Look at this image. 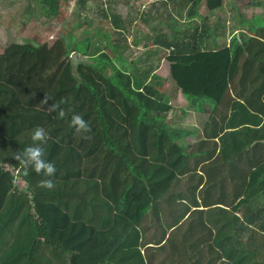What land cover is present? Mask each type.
Here are the masks:
<instances>
[{
    "label": "trees",
    "instance_id": "16d2710c",
    "mask_svg": "<svg viewBox=\"0 0 264 264\" xmlns=\"http://www.w3.org/2000/svg\"><path fill=\"white\" fill-rule=\"evenodd\" d=\"M111 1L78 0L84 20L90 22L88 15H83L89 9L100 17L101 25L83 32L79 44L73 47L71 34L52 43L19 38L0 54V264L43 259V246L52 249L51 259H75L73 254L81 259L78 257L89 246L107 237L109 231H100L103 225L93 228L72 217L73 199L83 195L84 184L91 189L89 194L116 199L122 196L129 209L134 205L133 211L127 210V217L111 221L113 226L120 222L127 226L140 221L131 215L137 210V200L147 194L154 196L145 201L141 210L145 213L146 205L160 198L157 195L163 196L173 180L185 173L194 176L189 193L196 206V195L204 204L217 197L224 202L217 237L222 252L214 251L222 255L218 264L222 257L229 264H264V118L250 109L246 99L235 100L229 91L238 70L242 97L251 98L246 91L248 78L256 87H264V61L256 56L264 54V26L259 29V33L263 32L261 37L245 36L241 42L234 37L235 45L215 46L220 27L215 12L222 0H176L172 5L178 16L186 12V17H199L200 6L209 16V22H182L173 27L170 39L164 35L161 40L154 39L168 50L169 77L174 86L186 96L213 102L211 126L215 133L211 137L218 139L209 141L214 149L211 153H184L176 141H169L162 133L167 105L160 90V77L154 74L147 80L152 64L146 61L142 73H130L126 59L116 51L125 38L119 37L120 31L110 25L118 28L129 22L111 10ZM159 1L166 9V2ZM82 44L87 45L84 53L83 48L79 49ZM72 48L77 51L74 55L81 56L70 59ZM102 66L110 72H102ZM251 68L262 73L249 75ZM45 93L51 98L48 105L56 103L63 109V118L57 112L46 111L48 105L44 110L38 106ZM223 99L228 106L221 104ZM221 107L225 108L222 112ZM218 112L224 117L229 115L231 120L217 124L214 116ZM74 114L89 123V133L78 134L70 126ZM156 123L160 127L158 147L163 148L166 141L169 146L159 159H153L154 168L149 166L145 154L139 163L134 161L131 141L126 150L121 149V137H108L131 130L143 132ZM38 126L49 135L42 147L44 159L56 168L51 177L53 190L37 187L40 180L48 177L31 168L22 169L14 159L17 151L22 152L32 143L29 133ZM218 131L222 132L219 137L215 136ZM4 166L13 169L16 179L24 184L22 189ZM156 190L159 193L152 194ZM199 211L202 210H194ZM198 217L189 219L188 228L207 227ZM124 231L122 228L112 249L136 244V226L127 235H123ZM183 246H188L186 252L195 258L178 255L177 261L197 264L202 260L203 249L196 236L192 235ZM122 255L121 263L110 257L108 260H113L111 264H145L138 244L129 246ZM209 259L207 264H215Z\"/></svg>",
    "mask_w": 264,
    "mask_h": 264
},
{
    "label": "crops",
    "instance_id": "0c3cea01",
    "mask_svg": "<svg viewBox=\"0 0 264 264\" xmlns=\"http://www.w3.org/2000/svg\"><path fill=\"white\" fill-rule=\"evenodd\" d=\"M215 15L219 17L218 23L220 26L217 27L219 38L217 37L218 43L215 46L235 45V40L233 41L234 37L241 42V37H261V34L264 32L263 30V32L261 31V33H259L260 27L264 26V12L256 13L252 11L249 14L250 22H248V15L244 16V13H241L240 15L237 14L234 19H226L223 6L216 10ZM230 22H233V25L231 26L232 30L229 29L228 26ZM248 30H251V32ZM156 51V49H150L149 54H158ZM256 56L264 61V54H256ZM148 58L150 59V57ZM155 64L156 67L152 65L153 68L150 70L147 80H149L150 76L154 74L160 77V90L165 97L163 101L167 105V109L164 111L165 117L162 118V124H164L163 127L165 128L162 133L166 135L169 141H176L181 146L184 153H192L193 151H198L201 154L211 153L214 146L212 141L209 140L216 138L211 137V135L215 133L212 131L214 129L211 126L213 121V117H211L213 112V102L201 99L195 95L186 96L181 92V89L175 87L169 77V60L166 77L160 74L157 63ZM143 66L144 65L139 68L140 72L136 74L143 72ZM249 71V75L252 76H254L255 73H262L258 72L256 68H251ZM249 80L250 79L248 78L247 83L249 88L246 91L250 92L249 94L251 98H244L239 95L240 92H243L241 89L242 83L240 82V70L235 72L229 91L235 100L238 99L243 101V99H246L249 103L250 109L258 115L261 113L262 118H264V110H262L264 109V98H260L264 95V87L261 88L259 86L258 88L250 83ZM256 80L259 82L260 78H257ZM168 88L174 91V96L172 98L167 95ZM260 91L262 93L259 94ZM221 104L224 107H226V105L228 106V103L226 104L224 99ZM223 110H225V108L221 107L220 112ZM222 115L223 113L219 112L215 114L214 118L217 124L222 125L231 120L229 115H226L225 117ZM147 127V130L143 132L131 130L119 133L118 135L111 134L108 137H121L123 139L121 149L125 148L126 150H129L128 141H131L134 147H132L130 151L136 155L134 156V161L139 163L142 154H145L146 159L149 160V166L151 167L150 164H152V167L154 168L156 162H154L153 159L158 158L167 151L169 141L164 143L163 148L158 147L156 143V139L160 137L158 135V129L160 128L158 123L154 126L149 125ZM221 134L222 132L218 131L215 136L219 137ZM217 139L218 138H216V140ZM110 157L113 156L110 155ZM132 163L134 162L132 161ZM4 169L7 172L10 169L12 170L9 166H4ZM200 173L203 174V172ZM191 174H181L178 180H173L174 182L168 186V189L163 196L157 195V197L160 198L156 197V200H153L146 205L145 213H141L145 201L147 198H154V196L147 194L142 197V200H137V210L132 212L131 215L133 216L132 219L138 218L140 221L136 225L127 226H123L122 222H120L118 226H113L111 221L118 217H127V210L130 212L133 211L135 207L134 205H132V209H129V203L125 202L122 196H119L118 199H116L115 197L107 198L105 196L89 194L92 193V191L84 184V189L81 191L83 192V195L73 199L72 217L76 222L81 224L84 222L93 228H98L100 225H103V228L100 231L104 234H106V231H109V235L100 240L98 244L95 243L94 245L89 246L84 252V255L78 257L81 259H77L76 254L72 255L75 259H62L61 256L56 259H51L53 256L52 249L43 246V259L30 263L29 261H19L17 264H111L113 260L110 262L108 257L116 260L117 263H121L123 257L122 253H125V251L129 249V246H134L136 244H138L141 257L144 259L145 264H191L188 260L177 261L176 257L181 255L184 258H189L192 255V253L186 252L188 246H183V244L189 242L192 235L197 237L200 247L203 249L202 260L197 264H207L210 260L209 258L212 259V262L215 261V264H218L219 256L222 255L218 256L214 251L222 252L217 245V237L219 234L218 225L222 222V208H224L225 205L218 197H214L215 199H213L211 203L204 204L196 195V200L198 202L196 206L194 198L189 193V189L193 185L192 181L194 180V176ZM19 184L20 188L24 186L22 182ZM158 193L159 190L152 192V194ZM196 208L201 209L202 211L194 212ZM250 211L252 210L249 209V212ZM191 217L192 219L193 217H198V219L203 220L207 227H199L197 229L188 228V225L191 222L189 219ZM132 226H136L138 233L136 244H127L123 246L121 250L112 249L118 237L121 236V229L125 228L123 235H127ZM131 234L135 235L134 232ZM106 246L109 247L106 248ZM68 256L69 255H67V257ZM192 257L194 256L192 255Z\"/></svg>",
    "mask_w": 264,
    "mask_h": 264
},
{
    "label": "rangeland",
    "instance_id": "374dc122",
    "mask_svg": "<svg viewBox=\"0 0 264 264\" xmlns=\"http://www.w3.org/2000/svg\"><path fill=\"white\" fill-rule=\"evenodd\" d=\"M175 1L164 0L166 9L159 0L111 1V10L129 22L118 28L110 25L113 30L120 31L119 37L125 38L121 39L116 51L126 59L128 72L134 74L140 72L139 68L147 61L155 67L157 63L160 74L166 77L168 50L155 43L154 39L161 40L163 35L168 39L172 38V28L180 26L182 22H189L191 25H199L206 20L209 22L207 18L209 16L204 13L202 6L198 8L199 17H186V12L184 14L180 12L178 16L172 9ZM222 3L226 19H234L237 14L244 13V16L248 15L250 22L249 14L252 11L264 12V0H222ZM79 8L78 0H0V54L19 38L31 39L37 43H52L58 37L71 34L74 40L76 39L71 42V46L79 44L81 36L85 34L83 32L101 25L100 17L92 14L89 9H86L83 15H88L87 20L90 22L85 21ZM232 25L233 22L228 24L231 30ZM86 46L85 44L79 46V49L83 48L81 53L87 50ZM150 49H156L158 54H149ZM73 52L77 51L71 49L70 59L81 56L74 55ZM105 53L110 56L108 50ZM101 71L109 73L110 69L102 66ZM167 95L172 98L174 91L168 88ZM12 170L7 173L14 178L15 172ZM19 183L20 179L17 178L15 184L20 188Z\"/></svg>",
    "mask_w": 264,
    "mask_h": 264
},
{
    "label": "clouds",
    "instance_id": "9594fccd",
    "mask_svg": "<svg viewBox=\"0 0 264 264\" xmlns=\"http://www.w3.org/2000/svg\"><path fill=\"white\" fill-rule=\"evenodd\" d=\"M51 98L45 93L43 100L38 104L43 110L45 105H48V101ZM46 111L49 113L57 112L60 118L65 116L63 109H60L59 104L52 103L48 105ZM70 126L74 128L75 132L78 134H86L91 131L89 123L79 114H74L70 121ZM30 138L32 143L26 146L22 152L17 151L14 159L18 162L19 167L22 169L31 168L36 174H43V176L48 177L47 179H42L39 181L37 187L46 190H53L55 188V183L51 177L55 175L56 168L55 165L44 159V148L42 145L49 139L48 133L43 127H36L30 133ZM87 139V136H84ZM221 264H229L227 258L221 260Z\"/></svg>",
    "mask_w": 264,
    "mask_h": 264
}]
</instances>
